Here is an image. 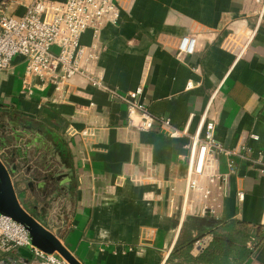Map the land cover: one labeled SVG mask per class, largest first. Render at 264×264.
Wrapping results in <instances>:
<instances>
[{
	"label": "crops",
	"instance_id": "1",
	"mask_svg": "<svg viewBox=\"0 0 264 264\" xmlns=\"http://www.w3.org/2000/svg\"><path fill=\"white\" fill-rule=\"evenodd\" d=\"M263 2L136 0L128 10L119 0V22L101 32L106 82L123 92L143 88L155 118L167 117L177 129L190 132L206 99L218 89L211 113L217 138L228 143L233 134L246 132V142L264 153V16L253 43L240 53ZM25 6L20 0H0V17L23 13ZM188 34H197L196 50L179 62L172 46ZM91 40L89 30L83 42ZM24 71L23 59L16 57L13 74L0 83V116L5 117L2 107L10 106L17 118L12 119L13 133L0 141V154L10 165L13 183H22L23 192L36 198L33 206L20 201L22 206L39 221H55L52 231L82 264H176L174 248L189 221L179 229L177 213L166 203L144 200L143 194L158 192L164 181L183 179L189 137L169 136L158 121L149 131L127 127L122 105L78 76L70 83L80 92L69 93L67 100H54V88L29 95L22 87ZM189 81L196 84L191 90ZM88 94L104 124L93 144L71 132L67 121L87 104ZM142 164L152 180L138 185L132 176ZM235 166L219 218H204L205 225L230 218L264 225V173L244 160ZM239 184L244 201L237 196ZM210 240H197L202 248L194 245L192 254ZM14 253L15 260L26 258ZM244 264H264V244Z\"/></svg>",
	"mask_w": 264,
	"mask_h": 264
},
{
	"label": "built area",
	"instance_id": "2",
	"mask_svg": "<svg viewBox=\"0 0 264 264\" xmlns=\"http://www.w3.org/2000/svg\"><path fill=\"white\" fill-rule=\"evenodd\" d=\"M136 0H125L130 10ZM264 5V2H263ZM122 7L119 0H30L20 14L0 17V83L4 76L13 74L16 57L24 61L25 71L22 87L27 94L36 90L47 92L55 89L54 100L61 102L69 99V93L80 92L71 86L73 77H80L92 87L104 91L111 101L122 105L127 113V127L149 131L156 121L166 134L172 137L188 136V155L186 172L180 182L164 181L159 184L158 192H145L146 201L162 202L169 206L172 214L177 213L179 229L190 218L218 219L232 185V174L237 160L257 164L264 173V153L256 151L246 142V132L235 133L228 143L216 135V120L211 113L216 105L217 93L206 99L205 106L192 132L177 129L167 117L155 118L144 100L143 88L121 91L105 80L100 59L104 52L101 32L108 24H117ZM264 16V8L259 14L258 23L247 37L240 53H244L253 43ZM92 32L89 44L83 42L87 31ZM198 41L197 34L182 36L172 46V54L179 62L193 55ZM196 86L188 82L187 89ZM87 104L79 106L75 114L68 116L69 130L87 143L93 144L96 131L104 127L97 113V104L92 94L86 96ZM264 100V97H263ZM250 137H253L250 134ZM226 168L221 169V159ZM149 167L142 164L132 181L138 185L148 184L152 178ZM237 196L244 201L245 192L237 185ZM197 232L194 233V237ZM197 238V240H210ZM203 242L196 241L200 250ZM21 249L31 252L30 264H67L56 253H48L33 244L27 228L11 217L0 214V264H23L8 254Z\"/></svg>",
	"mask_w": 264,
	"mask_h": 264
},
{
	"label": "trees",
	"instance_id": "3",
	"mask_svg": "<svg viewBox=\"0 0 264 264\" xmlns=\"http://www.w3.org/2000/svg\"><path fill=\"white\" fill-rule=\"evenodd\" d=\"M1 111L2 115L17 120L14 108L3 106ZM22 203L28 208L25 201ZM205 220L189 219V227L183 230L174 248L176 264H244L254 250L264 244V225H250L236 218L212 220L205 225ZM195 232L197 236L194 237ZM206 235H210L211 240L197 255H193L197 238Z\"/></svg>",
	"mask_w": 264,
	"mask_h": 264
},
{
	"label": "water",
	"instance_id": "4",
	"mask_svg": "<svg viewBox=\"0 0 264 264\" xmlns=\"http://www.w3.org/2000/svg\"><path fill=\"white\" fill-rule=\"evenodd\" d=\"M0 214L7 215L24 225L33 241V244L48 253H57L68 264H82L62 243L51 230L47 229L38 219L28 212L21 204L16 193L10 170L0 158ZM25 256L21 262L30 264L31 252L21 249ZM29 258V259H28Z\"/></svg>",
	"mask_w": 264,
	"mask_h": 264
},
{
	"label": "rangeland",
	"instance_id": "5",
	"mask_svg": "<svg viewBox=\"0 0 264 264\" xmlns=\"http://www.w3.org/2000/svg\"><path fill=\"white\" fill-rule=\"evenodd\" d=\"M22 3L24 4H27L29 3L30 0H20ZM6 101H10L9 98L6 99ZM12 118L8 117V116H5V117H2L0 116V141L3 142V141H7V138L10 136V134H12L13 132L11 131L12 128H13V124H12ZM1 153V152H0ZM0 158L3 160V162L5 163L6 167L10 170V165L8 164V161H6L2 154H0ZM14 187L15 189L18 190V195H19V199L21 202L25 201L27 202V206L30 207V206H33V203L36 202V198L35 197H28V195H26L23 190L21 189L22 187V183H15L14 182ZM189 221V220H188ZM43 225L47 226L49 228V230H55V221L53 222H42L40 221ZM50 223V226H48V224ZM52 231V232H53ZM55 233V232H53ZM57 254V253H56ZM58 255V254H57ZM13 257L14 259H17L18 257L16 256V254L14 252H11L10 254H8L6 256L7 257ZM60 256V255H59ZM68 264V263H67Z\"/></svg>",
	"mask_w": 264,
	"mask_h": 264
}]
</instances>
